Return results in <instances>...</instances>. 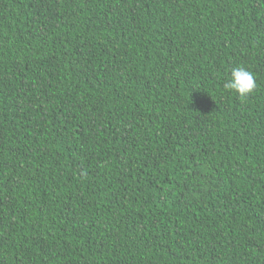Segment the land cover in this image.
I'll return each mask as SVG.
<instances>
[{"label":"trees","instance_id":"trees-1","mask_svg":"<svg viewBox=\"0 0 264 264\" xmlns=\"http://www.w3.org/2000/svg\"><path fill=\"white\" fill-rule=\"evenodd\" d=\"M0 264H264V0H0Z\"/></svg>","mask_w":264,"mask_h":264},{"label":"clouds","instance_id":"clouds-1","mask_svg":"<svg viewBox=\"0 0 264 264\" xmlns=\"http://www.w3.org/2000/svg\"><path fill=\"white\" fill-rule=\"evenodd\" d=\"M256 80L251 71L244 67L231 69L230 79L225 88L234 91L240 98H246L256 88Z\"/></svg>","mask_w":264,"mask_h":264}]
</instances>
